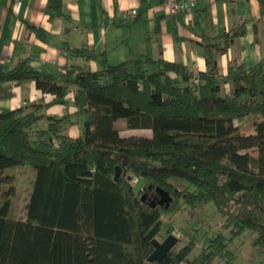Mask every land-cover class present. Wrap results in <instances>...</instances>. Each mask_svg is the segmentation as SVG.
<instances>
[{
  "label": "trees",
  "instance_id": "obj_1",
  "mask_svg": "<svg viewBox=\"0 0 264 264\" xmlns=\"http://www.w3.org/2000/svg\"><path fill=\"white\" fill-rule=\"evenodd\" d=\"M256 4L264 24V0ZM202 13V72L146 57L109 65L103 55L91 72L95 56L84 46L63 49L62 77L32 69L27 58L8 71L0 66V82H30L56 100L71 90L73 106L85 115L72 139L59 136V120L41 128L32 113L0 111V264H232L235 251L227 245L244 230L255 235L256 251L264 250V55L250 69L231 60L222 75L218 59L244 30L211 37L210 15ZM26 29L45 41L39 30ZM250 117L253 132L244 134L234 123ZM119 120L125 131L148 130L150 137L119 136ZM27 172L31 187L18 217L16 175ZM173 178L192 191L176 190ZM138 179L152 190L135 193ZM155 188L171 198L166 209L149 207ZM142 194L148 201H140ZM179 200L189 210L211 203L230 238L204 235L190 258L191 236L148 263L150 241L169 235L166 220L183 210Z\"/></svg>",
  "mask_w": 264,
  "mask_h": 264
},
{
  "label": "crops",
  "instance_id": "obj_2",
  "mask_svg": "<svg viewBox=\"0 0 264 264\" xmlns=\"http://www.w3.org/2000/svg\"><path fill=\"white\" fill-rule=\"evenodd\" d=\"M175 1H193L194 7L168 16L166 0H0V66L8 71L17 60L27 58L32 69L62 77L66 66L63 49L84 46L95 56L88 64L91 72L98 70L102 55L109 65L146 57L179 62L194 72H202L203 11L211 18V37L227 33L231 27L244 30L218 59L222 75L231 60L250 69L264 55V24L258 18L256 0ZM130 10L136 11L135 18L125 19ZM55 12L66 19L51 17ZM27 27L46 35L45 41ZM75 63L80 65L81 61ZM3 110L32 113L41 128L47 119L59 120V136L76 139L81 135L84 121L77 117L71 90L56 100L40 93L30 82L18 86L0 82V111ZM117 122L123 121H116L114 128ZM137 131L148 130L127 132Z\"/></svg>",
  "mask_w": 264,
  "mask_h": 264
},
{
  "label": "rangeland",
  "instance_id": "obj_3",
  "mask_svg": "<svg viewBox=\"0 0 264 264\" xmlns=\"http://www.w3.org/2000/svg\"><path fill=\"white\" fill-rule=\"evenodd\" d=\"M128 71L131 72V69L129 67ZM95 75L98 77L97 74ZM225 91H228V87H225ZM77 117H79V120H85V115L83 113H79ZM253 120V117L244 118L241 122H235L234 124L240 125V130L244 134H252ZM123 127V122H117L115 124V129L117 131H120L121 137H150V131H137L135 133H131L122 130ZM246 153L253 158H255L256 156L254 150L246 151ZM16 176H18V182L15 187V192L18 196L15 201H17L20 209L18 217H21V208L27 200L28 192L30 189L31 174L27 172L21 176L18 174ZM136 181L137 180H134L132 184L134 185ZM169 182L178 191H182L185 189L187 191H192V187L188 186L187 183L181 179L173 178ZM179 205L183 210L166 220L168 221V227L171 228L170 234L178 238L177 244L172 249H178L182 247L191 239V236H193L196 243V249L190 255L191 258L199 250L202 236L220 233L224 237L230 238L229 232L224 230L223 219L218 216L215 208L211 203L198 210H189L187 207H183L180 200ZM254 239L255 235L248 230H244L239 235H235L230 238V243L227 245V250L235 251L232 264H264V250L260 252L256 251V249L252 245ZM156 240L160 242L163 239L158 238ZM219 264H223V262L220 261Z\"/></svg>",
  "mask_w": 264,
  "mask_h": 264
},
{
  "label": "water",
  "instance_id": "obj_4",
  "mask_svg": "<svg viewBox=\"0 0 264 264\" xmlns=\"http://www.w3.org/2000/svg\"><path fill=\"white\" fill-rule=\"evenodd\" d=\"M119 172L120 170L116 168L113 180L117 179ZM141 189H144L146 193L152 190L151 186L143 187V180L138 179L133 185V190L135 193H137ZM154 193H155V198L152 200L148 201L145 194H142L139 199L141 202L148 201L150 208H154L155 206H157L166 209L171 202V198L169 197L168 193L157 188L154 189ZM177 241L178 240L171 234L167 235L160 242L157 241L156 239L151 240L150 245L153 248V251L148 256L147 262L154 263L160 261L168 252L172 250V248L177 244Z\"/></svg>",
  "mask_w": 264,
  "mask_h": 264
},
{
  "label": "built area",
  "instance_id": "obj_5",
  "mask_svg": "<svg viewBox=\"0 0 264 264\" xmlns=\"http://www.w3.org/2000/svg\"><path fill=\"white\" fill-rule=\"evenodd\" d=\"M165 4H166V14L168 16H173L179 13L189 12L194 7L193 1L166 0ZM135 16H136V11L130 10L124 15V18L131 20V19H134Z\"/></svg>",
  "mask_w": 264,
  "mask_h": 264
}]
</instances>
